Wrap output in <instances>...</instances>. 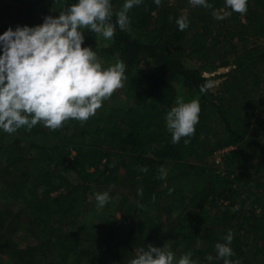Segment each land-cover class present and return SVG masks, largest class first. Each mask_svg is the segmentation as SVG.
Listing matches in <instances>:
<instances>
[{
  "label": "trees",
  "instance_id": "16d2710c",
  "mask_svg": "<svg viewBox=\"0 0 264 264\" xmlns=\"http://www.w3.org/2000/svg\"><path fill=\"white\" fill-rule=\"evenodd\" d=\"M157 6L153 0H144L130 12L129 30L118 27L113 39L96 36L85 30L83 47H92L101 58L124 61L127 69L145 66L138 71L133 91L140 104L113 108L91 117L87 122L70 120L64 123L63 132L54 133L60 140L38 144L32 137L45 134L44 126L38 124L31 132L20 129L7 135L0 143V255L12 264H129L126 254L146 248L143 231L132 228L117 243H112L111 226L103 221L94 231L95 245L81 248L77 240L79 231L73 230V220L81 202L86 200L90 185L104 187L110 196H117V210L121 219H132L138 203L157 204L161 201L201 200V206L187 214L172 227L174 238L179 239L193 255L208 263L206 256H216L218 243L212 235L207 237L208 246L199 249L197 242L203 240L204 226L210 221L218 232L220 222L234 233L231 247L235 256L231 259L249 264L248 257L264 255V195L258 188L246 205L249 175L234 171L219 172L205 169L192 159L209 158L215 151L234 148L225 161L234 160L240 169L249 159H243L244 150L250 143L261 142L264 152V90H260L264 73V0H249L245 15L232 12L231 20L244 19L239 30L229 32L235 40L232 49L241 50L233 60V68L224 78L225 89L220 95L201 86L213 80L202 75L199 69L184 64L182 55L176 51L185 38L174 21H170L168 6ZM188 2V0H185ZM114 10H119L125 0H111ZM213 9L222 0H208ZM78 0H40L39 10H27L20 26L43 23L48 15L58 16L59 11ZM165 6V7H164ZM231 11V9H227ZM115 15L113 22H115ZM257 42L252 46V38ZM202 36L195 34L193 41L199 43ZM264 77V76H263ZM178 88L193 93L201 105L200 120L191 142L173 145L171 135L165 132L164 118L175 106ZM251 93H259L257 107L260 117L251 124V112L246 120L239 108ZM23 131L21 134L20 131ZM25 130V132H24ZM205 142L208 143L205 145ZM116 148L135 158V166L122 172L121 168L107 158L105 151ZM167 167L165 180L158 178V168ZM55 174L53 168H58ZM147 167L148 172L141 171ZM77 178L72 183L66 173ZM243 181L240 185L239 182ZM143 189V196L137 189ZM172 189L171 193L169 190ZM153 197L155 199L153 200ZM249 198V197H248ZM22 205L30 214L28 233L21 240L17 236L22 212L13 206ZM223 206L224 211L220 210ZM229 214L230 208L236 209ZM256 209H259L256 211ZM208 210H214L209 214ZM238 214L240 222H230ZM228 230L226 231L228 233ZM248 241H244L246 236ZM36 240L35 244L30 239ZM225 242V241H223ZM213 264H223L214 259Z\"/></svg>",
  "mask_w": 264,
  "mask_h": 264
},
{
  "label": "clouds",
  "instance_id": "9594fccd",
  "mask_svg": "<svg viewBox=\"0 0 264 264\" xmlns=\"http://www.w3.org/2000/svg\"><path fill=\"white\" fill-rule=\"evenodd\" d=\"M153 2L158 7L162 4V0ZM143 3L144 0H125L119 10H114L111 0H78L59 11L58 16L44 17L42 24L17 25L15 29L10 26L0 35V130L14 135L22 128L31 132L42 123L50 131H56L66 121L84 123L94 117L103 102L125 86L127 65L121 60L104 67L92 47H83L85 30L90 29L106 40L113 39L117 27L121 31L129 30V12ZM189 4L213 9L208 0H189ZM248 4L249 0H225L224 8L213 9L212 15L217 20L227 19L232 12L245 15ZM172 19L170 16L169 20ZM175 23L180 31L190 26L186 15H180ZM212 86L208 82L200 91L206 92ZM200 113L198 98L187 102L182 96L176 98L175 106L164 118L173 145L182 139L185 145L191 142ZM148 170L147 167L141 169L143 172ZM157 172L159 179L167 178L163 166ZM137 195L143 196L142 188L137 189ZM95 199L100 207H104L111 197L105 191L97 192ZM234 210H238V206ZM233 238L234 233L229 229L225 242L215 245L216 256H206L208 264H213L214 259L222 260L223 264H241L239 259H231L235 256L231 247ZM129 264H197V261L191 251L177 260L165 243L163 247L149 244L140 248Z\"/></svg>",
  "mask_w": 264,
  "mask_h": 264
},
{
  "label": "rangeland",
  "instance_id": "374dc122",
  "mask_svg": "<svg viewBox=\"0 0 264 264\" xmlns=\"http://www.w3.org/2000/svg\"><path fill=\"white\" fill-rule=\"evenodd\" d=\"M40 0H0V35H2L7 29L11 26L13 29L17 25L20 26L21 22L24 20V16L27 13V10H34L37 12L40 8ZM163 4L167 5V12L171 13L168 15V18L171 16L172 21L175 22V19L180 15H186L190 21V26L185 30V38L183 42L176 47V51L182 55V59L185 65L191 68L199 69L202 75L206 78H212L210 82L212 87L208 91L214 95H220L225 89L224 78H215L218 75L226 74L231 68H233V60L237 54L241 52L238 47L232 49V46L235 44V40L230 38L229 32L239 30L241 25L244 24V19L240 18L238 20H231L229 18L224 20H217L213 17V9H204L202 7H192L185 0H164ZM225 0H222V5H219L215 9L224 8ZM165 7V6H164ZM177 26V25H176ZM195 34L201 35L202 38L199 43L193 41V36ZM250 35V34H249ZM251 37V35H250ZM252 38V37H251ZM256 40L252 38V46L257 45ZM2 55V51H0ZM100 60L103 63L104 67H108L116 63L117 57L115 56L113 60L108 58H101ZM146 68L145 66H139L138 68H129L126 69V75L128 77L125 86L122 89L116 90L112 97L103 102L102 107L97 110V115L110 111L113 108L117 107H128L132 104H140V100L137 97V94L133 91V83L137 76L139 70ZM264 78V73L261 75ZM260 90H264V82L261 80ZM259 93H251L252 100H247L239 108L240 115L246 120L249 118L251 112L253 116L251 117V124L254 122L255 118L260 117L259 111L261 108L257 107L260 101ZM178 96H182L184 100L190 101L195 97L193 93L188 92L187 90H182L178 88ZM176 97V98H177ZM176 101V100H175ZM165 123V132L168 135H171L166 128ZM45 134L39 136H33L32 139L38 144L52 143L60 140V137H57L54 133L63 128L50 131L48 128L44 127ZM25 132V130H24ZM22 134L23 131L21 130ZM7 133L3 130H0V143L4 142V139L7 137ZM209 143V142H208ZM208 143L205 142V145ZM234 149V148H233ZM232 148H226L222 150L215 151L209 158L203 160L192 159L191 163H196L202 166L205 169L212 168L219 172L234 171L237 174L243 173L249 175L252 179L251 183L247 186V201L246 205H250L249 200H253V193L260 189L261 196L264 195V152L261 148V142L250 143L247 148L244 150L243 159H249V162L240 169L234 160L227 163L225 157H227L229 152L233 150ZM107 158L112 163H115L122 172H126L132 169L135 166L134 156L125 154L118 151L116 148L107 149L105 151ZM4 156L0 155V161ZM167 173L168 169L166 167ZM55 174L60 173L59 167L53 168ZM66 176L72 183H76L78 180L72 172L66 173ZM243 181L240 180L239 185ZM107 191L106 188L98 186L96 184L90 185V190L86 200L81 202L76 217L74 218L72 224L73 230L79 231L81 236L77 240V244L81 248H87L91 245H95L94 242V231L96 227L101 224L103 221L107 223L114 224L110 227L112 230L111 240L114 244L119 241V239L126 236L128 231L132 228L139 227L143 231L145 236V241L147 245L151 244L157 247H163L165 243L169 245L170 250L175 253L176 259L188 251L194 252L193 249H189L182 243L179 239L174 238L172 233V227L180 219L185 217L187 214L192 213L196 207L201 206V200L197 202H191L189 198L185 201H161L157 204L150 205L149 203H142L143 207H139L135 210L133 218L123 221L121 219V213L118 212L116 206L118 203L117 196H110V202L104 207H100L95 199V194L97 192L103 193ZM252 194V195H251ZM249 197V198H248ZM221 211H224L223 206L220 207ZM15 212H22L21 214V223L18 225L17 236L21 240L27 235V223L30 220L29 211L18 204L13 206ZM259 209H256L258 211ZM234 208L228 210L229 214H233ZM209 214H213L214 210H208ZM230 222L237 224L240 222V217L238 214L233 215ZM221 228L218 232L214 233L216 228L210 222L207 221L203 231V240L199 242V249L206 248L208 246L207 237L212 235L218 243H223L224 237L227 235V223L223 224L220 222ZM229 227V226H228ZM246 236V235H245ZM249 237L246 236L244 241H248ZM30 243L35 244L36 240L34 238L30 239ZM138 250H133L131 253L126 254V258L129 260L133 259ZM249 264H264V255L252 257L247 256ZM193 259L197 261V264H206L202 262L197 256L193 255ZM0 264H12L10 259L4 255H0ZM74 264V262H70ZM78 264H85L84 262H79ZM208 264V263H207Z\"/></svg>",
  "mask_w": 264,
  "mask_h": 264
}]
</instances>
